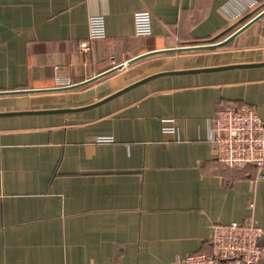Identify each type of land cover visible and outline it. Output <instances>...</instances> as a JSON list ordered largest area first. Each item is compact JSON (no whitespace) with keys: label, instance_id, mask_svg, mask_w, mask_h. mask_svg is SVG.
<instances>
[{"label":"crops","instance_id":"obj_1","mask_svg":"<svg viewBox=\"0 0 264 264\" xmlns=\"http://www.w3.org/2000/svg\"><path fill=\"white\" fill-rule=\"evenodd\" d=\"M231 1L0 0V114L57 111L0 117V264H175L212 253L214 224L264 231V168L221 166L210 139L225 108L264 123V17L128 64L264 10L230 21Z\"/></svg>","mask_w":264,"mask_h":264},{"label":"built area","instance_id":"obj_2","mask_svg":"<svg viewBox=\"0 0 264 264\" xmlns=\"http://www.w3.org/2000/svg\"><path fill=\"white\" fill-rule=\"evenodd\" d=\"M254 0H232L221 13L230 21L245 14ZM137 36L151 35V15L138 12L134 15ZM106 36L104 18L89 19V38L81 42V53L90 51L91 42ZM126 64H124L125 66ZM173 133V128H165ZM215 146V160L225 168L243 170L250 166L264 168V123L252 109L225 108L215 116L211 134ZM111 142V138L99 139ZM264 231L252 223L214 224L212 226V253L176 258L175 264H260L264 257Z\"/></svg>","mask_w":264,"mask_h":264},{"label":"water","instance_id":"obj_3","mask_svg":"<svg viewBox=\"0 0 264 264\" xmlns=\"http://www.w3.org/2000/svg\"><path fill=\"white\" fill-rule=\"evenodd\" d=\"M262 17H264V10L260 14H258L255 18H253L251 21H249L248 23H246L243 27H241L239 30H237L235 33H233L231 36H229L227 39H225V40H223L221 42L214 43V41H213V42L207 43V44H200V45H195V46H187V47H182V48H179V49H169V50L155 51V52H151V53H148V54H145V55L136 57V58L130 60L128 62V64H133V63H135V62H137L139 60H142V59H144L146 57L153 56L154 54L168 53V52H174V51L181 52V51L212 50V49H217V48L223 47L228 42H230L232 39H234L236 36H238L243 31H245L247 28H249L251 25H253L258 20H260ZM123 67L124 66H120L117 69H121ZM85 83H88V82H85ZM133 87H135V86H133ZM16 93H19V92H9V93H6V94H16ZM59 112H64L65 113L67 111H59ZM31 113L32 114H51V113H57V111H37V112H26V113H17V114L3 113V114H0V117L10 116V115L11 116L12 115L13 116H16V115H28V114H31Z\"/></svg>","mask_w":264,"mask_h":264},{"label":"trees","instance_id":"obj_4","mask_svg":"<svg viewBox=\"0 0 264 264\" xmlns=\"http://www.w3.org/2000/svg\"><path fill=\"white\" fill-rule=\"evenodd\" d=\"M244 17H245V19L248 17V12L245 13V16ZM220 39H223V38L222 37H219L217 39H214L213 41L216 42L217 40H220Z\"/></svg>","mask_w":264,"mask_h":264},{"label":"rangeland","instance_id":"obj_5","mask_svg":"<svg viewBox=\"0 0 264 264\" xmlns=\"http://www.w3.org/2000/svg\"><path fill=\"white\" fill-rule=\"evenodd\" d=\"M223 39H220V40H217L216 42H214V43H218V42H221ZM211 43V42H210ZM208 51H210V50H208ZM212 51V50H211Z\"/></svg>","mask_w":264,"mask_h":264}]
</instances>
